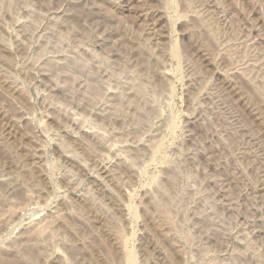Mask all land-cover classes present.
I'll return each mask as SVG.
<instances>
[{
  "label": "rangeland",
  "instance_id": "obj_1",
  "mask_svg": "<svg viewBox=\"0 0 264 264\" xmlns=\"http://www.w3.org/2000/svg\"><path fill=\"white\" fill-rule=\"evenodd\" d=\"M0 264H264V0H0Z\"/></svg>",
  "mask_w": 264,
  "mask_h": 264
}]
</instances>
